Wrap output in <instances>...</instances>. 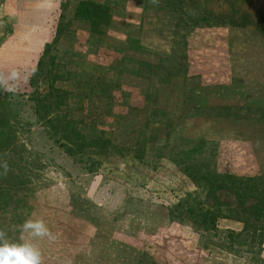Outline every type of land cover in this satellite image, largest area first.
Segmentation results:
<instances>
[{"label":"rangeland","instance_id":"374dc122","mask_svg":"<svg viewBox=\"0 0 264 264\" xmlns=\"http://www.w3.org/2000/svg\"><path fill=\"white\" fill-rule=\"evenodd\" d=\"M12 1L0 230L43 219L44 264H264V0Z\"/></svg>","mask_w":264,"mask_h":264},{"label":"clouds","instance_id":"9594fccd","mask_svg":"<svg viewBox=\"0 0 264 264\" xmlns=\"http://www.w3.org/2000/svg\"><path fill=\"white\" fill-rule=\"evenodd\" d=\"M35 68L30 71L20 68H6L0 63V91L14 93L27 84ZM5 174L8 165H3ZM19 239H12L4 230H0V264H44V257L38 239H55L43 219H26L19 225Z\"/></svg>","mask_w":264,"mask_h":264},{"label":"crops","instance_id":"0c3cea01","mask_svg":"<svg viewBox=\"0 0 264 264\" xmlns=\"http://www.w3.org/2000/svg\"><path fill=\"white\" fill-rule=\"evenodd\" d=\"M13 1L12 0H5L4 3L2 4V7H1V17H3V19H6V20H12L14 17L13 15L14 14V11L12 10L13 9Z\"/></svg>","mask_w":264,"mask_h":264},{"label":"trees","instance_id":"16d2710c","mask_svg":"<svg viewBox=\"0 0 264 264\" xmlns=\"http://www.w3.org/2000/svg\"><path fill=\"white\" fill-rule=\"evenodd\" d=\"M234 26V25H233ZM238 27V26H237Z\"/></svg>","mask_w":264,"mask_h":264}]
</instances>
